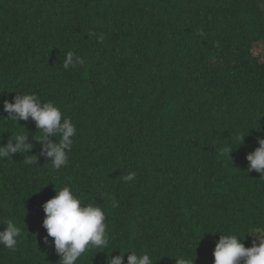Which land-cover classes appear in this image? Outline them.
Returning a JSON list of instances; mask_svg holds the SVG:
<instances>
[{
  "label": "trees",
  "instance_id": "1",
  "mask_svg": "<svg viewBox=\"0 0 264 264\" xmlns=\"http://www.w3.org/2000/svg\"><path fill=\"white\" fill-rule=\"evenodd\" d=\"M0 264H264V0H0Z\"/></svg>",
  "mask_w": 264,
  "mask_h": 264
}]
</instances>
